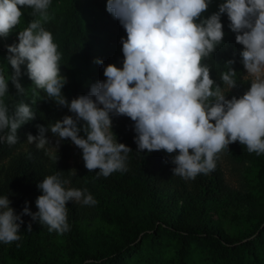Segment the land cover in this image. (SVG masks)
<instances>
[{
  "label": "clouds",
  "instance_id": "9594fccd",
  "mask_svg": "<svg viewBox=\"0 0 264 264\" xmlns=\"http://www.w3.org/2000/svg\"><path fill=\"white\" fill-rule=\"evenodd\" d=\"M210 2L108 0L107 11L127 33V38H122L123 67L108 64L104 69L106 80L93 84L88 95L69 102L62 92L67 78L60 74L58 45L52 33L41 26L49 19L51 0H0V37H8L20 24L22 7L32 9L30 15L39 17L18 32V44L7 47L11 75L6 77L0 68V143L16 144L20 127L35 118L29 104L22 102L10 112L3 100L9 81L18 95L24 93L21 65L27 63L33 84L74 114L48 127L37 125L39 135L28 133L27 141L43 149L49 143L45 133L50 128L59 138L57 147L60 140L70 138L82 149L85 167L90 172L99 169L98 176L126 172L132 150L117 141L110 114L135 122L138 152H178L171 158L173 174L186 181L212 172L218 154L237 141L249 152L264 154V0H225L217 12L203 17ZM225 13L237 43L244 46L240 56L251 77L250 89L231 99L226 98L221 85L212 78L210 66L203 62L223 41L221 16ZM95 62L104 63L99 58ZM227 63L232 65L234 61ZM235 77L233 67L221 74L230 91L237 86ZM69 184L70 180L59 174L43 178L37 185L42 191L36 199L37 212H32L26 202L18 215L8 196L0 197V242L21 239L23 215L47 225L50 232L68 231L69 201L89 206L97 203L86 188L67 187Z\"/></svg>",
  "mask_w": 264,
  "mask_h": 264
},
{
  "label": "trees",
  "instance_id": "16d2710c",
  "mask_svg": "<svg viewBox=\"0 0 264 264\" xmlns=\"http://www.w3.org/2000/svg\"><path fill=\"white\" fill-rule=\"evenodd\" d=\"M223 2L225 0H211L209 8L202 14L203 17H209L217 12ZM221 21L225 33L223 41L203 62L210 66L212 78L223 90L227 86L223 84L221 74L233 67L236 70L237 86L226 98L231 99L233 96L239 98L251 87V81L243 78L245 67L240 52L244 46L237 43L236 33L231 30L226 13L221 16ZM114 22L117 29L126 32L118 19L115 18ZM120 41V48H108L98 52L94 57L88 50L86 51L85 59L93 67L79 76L75 82H66L62 92L69 102L80 95H88L93 84L106 80L104 69L108 64L123 67L122 37ZM6 44L8 47L18 43L7 37ZM1 48L0 52H3ZM97 58L103 60V65L95 62ZM228 61L234 63L231 65L227 63ZM36 90V94L24 101L30 105L35 118L20 127L19 140L16 144L10 146L6 142L0 143V197L8 196L10 206L18 215L23 212L26 202L32 212L38 211L36 199L42 195V191L37 185L43 178L59 174L62 179H69L71 175L73 151L70 138L61 141L55 154H50L46 147L37 149L34 142L30 144L27 141L28 133L33 136L39 135L37 125L48 127L67 115H74L68 107L59 105L53 98L48 97L43 89ZM33 100L36 103H33ZM110 115L112 130L118 142L125 143L132 149L126 162L128 170L123 173L115 171L104 177L98 176L99 169L91 172L86 167L84 169L86 178L84 189L86 188L94 199L105 207L108 218L127 228L130 234L135 236L143 234L151 241L159 239L156 228H163L182 232L184 236L216 239L225 248L233 243L225 234L219 219L214 217L215 211L223 201H231L226 196L219 156L212 172L198 174L194 180L186 181L181 176L173 174L175 165L171 163V158L178 152L172 154L164 150L138 152L135 122L127 116ZM45 135L48 137L55 134L49 128ZM80 135L85 136V133L81 131ZM229 146L237 151L247 149L239 141ZM144 199L148 201L144 202ZM67 207L70 227L63 234L50 232L47 225H42L38 220L33 221L30 215H23L24 223L19 230L21 239L9 244L0 242V262L5 263L3 258L8 253L23 264H74L73 260L77 264H89L94 260L103 264H124L117 260L130 253L129 247L132 246L128 244L133 239L125 241L122 246H116L104 234L80 230L77 224L80 218L78 204L69 201ZM126 210L128 213L124 212ZM30 222L31 232L28 231ZM58 234L63 238L65 243L63 245L69 248L66 253L61 247L63 245L57 242ZM260 234L264 235V227ZM17 244L20 247H17ZM126 245L128 248H125ZM238 250L239 246H234L232 253H237Z\"/></svg>",
  "mask_w": 264,
  "mask_h": 264
},
{
  "label": "rangeland",
  "instance_id": "374dc122",
  "mask_svg": "<svg viewBox=\"0 0 264 264\" xmlns=\"http://www.w3.org/2000/svg\"><path fill=\"white\" fill-rule=\"evenodd\" d=\"M108 0H51L48 9L49 19L42 21L41 26L52 33L54 42L58 45L60 58V74L67 78V83H73L83 73L91 70L92 64L85 59L86 51L91 56L108 48H120V38H127V33L117 29L115 17L107 11ZM24 15L21 22L13 29L8 37L18 43V32L28 27L29 23L38 19L32 16V9L22 7ZM7 37L0 39V47ZM90 45V48H89ZM2 49V48H1ZM0 52V68L5 70L6 77L11 75V65L7 64V48ZM22 76L20 82L25 88L23 94L9 81V91L3 100L9 111L37 93L36 86L29 78L27 63L21 65ZM243 78L251 77L245 69ZM228 87L224 89L226 96H230ZM49 143L45 147L50 154H55L58 137H47ZM62 140H60L59 145ZM72 145L70 184L67 187L84 189L85 161L82 149L69 139ZM118 141V139H117ZM35 143V142H34ZM226 187V196L231 201H223L215 211L227 236L233 241L227 248L216 239H201L184 236L182 232L156 228L159 239L151 241L145 235L130 234L129 230L108 218L105 207L97 201L93 206L78 204L80 218L77 222L80 230L87 233L104 234L116 246H122L127 240L133 239L128 245L130 253L123 259L117 260L124 264H264V235L260 232L264 227V156L249 152L247 149L237 151L229 146L218 154ZM72 173H76L72 175ZM83 185V186H82ZM148 201L147 199L143 200ZM132 206V204H131ZM130 208V207H129ZM131 209V208H130ZM129 209V212L131 210ZM128 213L127 210L124 211ZM262 221V224H260ZM256 229V230H255ZM58 243L65 244L58 234ZM126 245L125 248H128ZM234 246L239 250L232 253ZM63 251L69 248L61 246ZM5 263L23 264L20 260L4 255ZM74 264L75 261L73 260ZM89 264H103L94 260Z\"/></svg>",
  "mask_w": 264,
  "mask_h": 264
},
{
  "label": "built area",
  "instance_id": "2783aa9c",
  "mask_svg": "<svg viewBox=\"0 0 264 264\" xmlns=\"http://www.w3.org/2000/svg\"><path fill=\"white\" fill-rule=\"evenodd\" d=\"M1 46H2V49H6V47H7L6 41L3 42Z\"/></svg>",
  "mask_w": 264,
  "mask_h": 264
}]
</instances>
